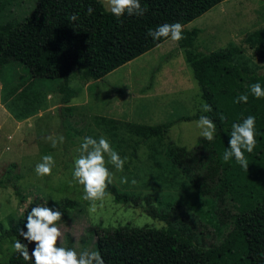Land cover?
<instances>
[{
	"label": "rangeland",
	"instance_id": "374dc122",
	"mask_svg": "<svg viewBox=\"0 0 264 264\" xmlns=\"http://www.w3.org/2000/svg\"><path fill=\"white\" fill-rule=\"evenodd\" d=\"M100 1L107 10L104 0ZM35 2L12 0L0 14V23L28 15ZM184 29L197 31L198 53L234 46L251 70L264 71V57L245 42L252 32L264 29V0H223ZM178 47V42L169 38L98 81L75 74L68 86L76 96L66 105L61 101L62 80H32L18 64L0 70V180L9 179L7 186L0 188V264L15 252L13 240L4 235L8 220H17L25 210L43 204L40 198L48 200L47 207L62 198L78 202L67 219L58 223L63 233L61 246L78 252L84 248L95 251L90 229L124 225L164 228L180 236L187 228L184 235L210 256L229 247L235 233L231 206L225 199H217L214 186L196 189L172 162L178 149L192 150L203 138L196 121H179L200 113L202 101ZM62 107H70L64 122ZM23 110L30 115L18 120ZM169 122L175 123L166 134L147 141L129 127ZM86 136L107 138L121 158H127L122 172L107 165L117 191L138 199L140 205L150 198L153 207L170 215L167 221L148 217L133 203L118 204L107 192L95 201V211L89 212L91 202L82 199V186L72 181L73 161ZM50 137H63V141L53 148ZM46 154L54 156L55 167L51 175L40 177L35 165ZM125 177L127 183L122 182ZM28 246L35 248L34 243Z\"/></svg>",
	"mask_w": 264,
	"mask_h": 264
},
{
	"label": "trees",
	"instance_id": "16d2710c",
	"mask_svg": "<svg viewBox=\"0 0 264 264\" xmlns=\"http://www.w3.org/2000/svg\"><path fill=\"white\" fill-rule=\"evenodd\" d=\"M223 0H140L147 9L143 16L125 14L117 19L100 0H36L32 11L19 20L0 23V70L11 64L25 68L32 80H62L61 101L66 105L76 96L68 83L77 73L88 81H98L106 75L156 48L169 38L154 41L148 29L165 23H181L184 27L201 17ZM12 0L0 1V14ZM93 12L88 14V8ZM76 15L78 18L72 20ZM196 30L184 29V39L178 42L193 78L200 91V99L212 108L179 121H197L208 116L216 125L212 141L199 139L192 150L180 148L172 155V162L196 189L215 187V195L224 199L233 210L231 215L234 235L229 247L210 256L194 240L164 228H136L131 225L90 229L95 250L101 252L105 264H264V98L256 99L249 85L259 82L264 87V71L251 70L243 62L239 48L198 53L195 46ZM246 44L264 57V29L252 32ZM248 94L247 103H234L240 94ZM70 107H62V122ZM30 112L23 110L18 120ZM249 115L256 118V146L245 152L248 170L233 158L222 159L227 149L233 123L242 122ZM223 117V119H222ZM106 123L115 121L102 119ZM175 123V122H174ZM173 122L156 126L129 125L133 134L147 141L166 134ZM8 181L0 180V188ZM106 192L118 204H134L152 219L167 221L168 213L152 206L151 199H131L119 193L111 182ZM78 207L70 198L60 199L52 208L63 212L62 220ZM27 209L17 220H8L4 235L15 237L27 245L29 255L33 247L19 230L25 228ZM5 264H31L18 252H13Z\"/></svg>",
	"mask_w": 264,
	"mask_h": 264
},
{
	"label": "clouds",
	"instance_id": "9594fccd",
	"mask_svg": "<svg viewBox=\"0 0 264 264\" xmlns=\"http://www.w3.org/2000/svg\"><path fill=\"white\" fill-rule=\"evenodd\" d=\"M104 3L107 10L117 19L125 14L143 16L147 12V9L141 6L140 0H104ZM92 12L93 9L89 7L88 14L91 15ZM77 18L76 15L71 17L72 20ZM183 32L184 26L176 22L158 25L154 30L150 28L147 34L154 41L170 38L173 42H179L185 38ZM248 87L253 97L264 98V87L259 82ZM248 98L247 93L240 94L235 98L234 103H247ZM201 110L211 112L212 108L206 102H202ZM195 123L200 129V136L207 141L214 139L216 125L208 116H200ZM49 139L53 148L57 147L58 142L63 141V137H59V140L51 137ZM255 146L256 118L249 115L242 122L232 124L228 146L222 154V159L227 163L235 158L238 165L248 170L249 165L245 152L252 153ZM78 151L79 155L73 161L72 181L82 186V199L91 202L89 208L91 213L95 211V201L103 198L108 184L112 182L113 174L107 165L110 163L122 172L127 158H121L105 137H100L98 140L90 136L84 137ZM55 163L52 154L43 155L41 161L35 165V173L40 177L51 175ZM122 182L127 183V178H122ZM132 183L135 184V181ZM40 199L43 200V204L33 207L26 217L27 231L19 230V236L29 244H35L34 250L29 255L27 245L15 237L12 244L14 250L31 264H105L98 250L92 251L84 248L78 252L74 248L61 246L60 240L63 233L58 223L62 220L63 212L47 207L48 200Z\"/></svg>",
	"mask_w": 264,
	"mask_h": 264
}]
</instances>
